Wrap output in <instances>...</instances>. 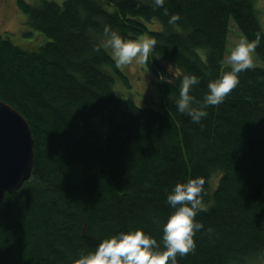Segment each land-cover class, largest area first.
I'll return each instance as SVG.
<instances>
[{"label":"trees","instance_id":"obj_1","mask_svg":"<svg viewBox=\"0 0 264 264\" xmlns=\"http://www.w3.org/2000/svg\"><path fill=\"white\" fill-rule=\"evenodd\" d=\"M18 7L47 40L26 51L0 33V101L25 119L33 139L30 177L1 205L0 264H73L101 240L137 229L163 250L174 211L167 195L197 177L205 180L195 217L202 228L177 264L264 263V28L256 0ZM173 14L180 19L169 24ZM105 25L126 40L156 41L144 67L159 79V102L139 106L136 95L121 94L129 83L111 50L94 51ZM231 27L249 41L261 35L254 53L262 65L240 73L224 102L193 123L174 103L180 81L196 75L190 95L203 101L208 82L230 70L222 61Z\"/></svg>","mask_w":264,"mask_h":264},{"label":"clouds","instance_id":"obj_2","mask_svg":"<svg viewBox=\"0 0 264 264\" xmlns=\"http://www.w3.org/2000/svg\"><path fill=\"white\" fill-rule=\"evenodd\" d=\"M165 0H152V7H163ZM139 6V4H138ZM167 14V10H165ZM180 19L178 14L171 15L169 24ZM102 45H94V51L103 47L111 50V55L118 68L128 66L134 61L147 62L156 45L152 38L142 36L135 40L122 38L110 26L105 25ZM261 44V35L255 39H240L222 61L230 70L223 71L215 80L207 84L208 92L203 101L190 95L191 89L200 83L196 75L186 74L179 85V97L174 103L181 114L188 115L193 123H199L208 116L205 110L209 106H218L240 83L239 74L255 67L253 53ZM205 180L202 177L177 183L167 195V204L174 209L163 225V250L157 240L145 234L141 229L120 232L101 240L95 251L82 255L73 264H177V255L184 257L196 248L194 236L202 228L195 220L203 208L202 193Z\"/></svg>","mask_w":264,"mask_h":264},{"label":"rangeland","instance_id":"obj_3","mask_svg":"<svg viewBox=\"0 0 264 264\" xmlns=\"http://www.w3.org/2000/svg\"><path fill=\"white\" fill-rule=\"evenodd\" d=\"M18 1L19 0H0V33L7 36L14 45L21 49L32 51L47 39L27 24L25 16L18 7ZM23 1L26 3H35L38 0ZM52 1L61 3L63 0ZM256 5L260 23L264 28V0H256ZM230 22L232 23V21ZM148 27L157 29L151 24H149ZM230 29L225 56L242 38H240L239 33L236 32L234 27ZM253 60L255 67L262 65L255 53H253ZM119 69L126 76L129 83L128 88L123 87L121 92L123 96L131 97L133 94L136 95V97L132 96L131 99L139 106H148L159 102L161 97L158 87L159 79L144 67V63L140 64L134 61L132 64ZM117 79L118 78L114 80L116 90V86L119 84ZM217 177L218 174H213L211 177L213 183L216 181Z\"/></svg>","mask_w":264,"mask_h":264},{"label":"water","instance_id":"obj_4","mask_svg":"<svg viewBox=\"0 0 264 264\" xmlns=\"http://www.w3.org/2000/svg\"><path fill=\"white\" fill-rule=\"evenodd\" d=\"M33 163V139L25 119L0 101V209L5 194L26 182Z\"/></svg>","mask_w":264,"mask_h":264}]
</instances>
